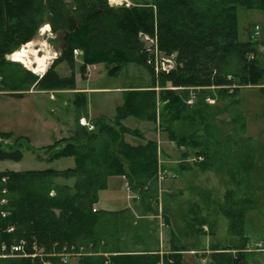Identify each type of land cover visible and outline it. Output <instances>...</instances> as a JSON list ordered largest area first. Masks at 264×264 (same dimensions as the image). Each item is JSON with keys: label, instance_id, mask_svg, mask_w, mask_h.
I'll return each mask as SVG.
<instances>
[{"label": "trees", "instance_id": "1", "mask_svg": "<svg viewBox=\"0 0 264 264\" xmlns=\"http://www.w3.org/2000/svg\"><path fill=\"white\" fill-rule=\"evenodd\" d=\"M239 7L264 12V0H148L131 8L111 7L107 0H0V92L20 97L24 94L20 92L28 91L36 82L37 78L28 72L18 76L10 70L11 64L6 63L5 57L31 41L45 23L51 33L65 37V50L56 60L66 63L71 76L64 78L66 84L62 88L54 80V84H43L42 91L75 90L74 50L81 52L83 74L87 66L103 64L110 78L117 77L128 65L143 68L150 76L148 87L125 91L123 104L116 109L114 119L111 122L97 119L91 132L78 124L86 107L85 98L78 97L80 105L75 103L74 134L64 149L52 151L45 159L75 156L74 169L63 173L0 172V198L7 200L2 209L9 213L0 219V243L9 246L23 240L28 254L32 245H36L49 255L45 260L50 264H61L56 256H50L59 254L64 246L83 248L86 256L79 259V264H103V257L87 254L99 249L101 252L108 242L101 234L89 232L86 226L95 224V216L101 219L118 213L92 212L97 194L107 189V179L112 176L126 178L134 189L153 187L159 171L157 142L146 141L135 147L123 142L124 134L143 140L138 130H129L121 124L127 118L157 125L169 142L179 150L184 149L183 159L188 154L200 156L202 162L198 166L204 172L225 166L226 162L224 165L219 161L220 153L209 146L222 147L225 142L210 122L222 112L216 104L237 103L236 95L245 87H260L264 94V69L257 62V43L238 41ZM145 35L154 38L156 47L165 56L176 55L168 74L156 77L152 65L147 64L149 53L142 39ZM207 100L214 101V105H209ZM0 137L14 142L9 149L0 145V161L18 160L21 139H13L10 134H0ZM72 141L80 146L79 151L77 145L70 144ZM229 151L230 148L226 149L224 154ZM233 168L228 175L234 180L235 189L226 192L221 210L229 221V234L239 238L241 249H246L249 238L245 232V215L247 206H252L255 189L247 182L249 168L245 163L239 161ZM238 169L245 171V179L234 177ZM49 176H73L75 182L72 188L55 186L49 183ZM23 188L36 191L25 192ZM1 191H6V195ZM148 196L147 192L141 203L154 213L157 206L152 203L156 204L157 198ZM54 210H59L58 216ZM98 226L107 227L102 223ZM8 227H14V231L7 233ZM71 230L74 231L68 242L67 233ZM75 235L81 236L84 243H72ZM151 256L118 254L109 258V262L159 264L158 256ZM171 256V263L165 261V264H180L179 254ZM236 260L229 257L222 264H240ZM0 264L41 262L31 258H6Z\"/></svg>", "mask_w": 264, "mask_h": 264}, {"label": "rangeland", "instance_id": "2", "mask_svg": "<svg viewBox=\"0 0 264 264\" xmlns=\"http://www.w3.org/2000/svg\"><path fill=\"white\" fill-rule=\"evenodd\" d=\"M107 1L111 7L125 8L148 2V0ZM45 25L49 27V31L41 34L40 29L48 28ZM237 27L240 43L254 41V27L259 28V36L255 40L258 51L257 62L264 69V12L239 7L237 9ZM40 29L31 41L20 47L17 52L15 51L5 57L6 63L11 64L10 70L17 72L18 76L27 72L34 75L32 71L43 75L41 79L34 75L37 78L34 85L28 91L20 93L40 92L43 84H51L52 82L54 84L55 81H57L58 88H62L66 84L63 82L64 78L67 79L71 76L65 62L54 60L61 56L60 53L64 44L63 34L51 33L50 26L46 23ZM151 39L154 40V38ZM146 43L144 47L151 48V44ZM24 48L30 52L29 57L31 59L36 56H43L44 53L50 54L44 72L38 71L36 65L28 67L26 64L13 59L12 56L20 53L21 49ZM156 50V57L158 58L175 59V54L167 57L158 48ZM79 59V57H74V67ZM76 65L78 64L76 63ZM95 67L88 80H86L85 74L81 72L78 73V76L77 73L74 76L73 71V78L77 77L75 86L78 89L87 90L86 100L93 120L100 116L112 120L115 109L123 104V89L149 86L150 83L149 74L140 67L128 65L114 78L107 76L105 65L101 64ZM167 86L169 87L170 84ZM54 92L60 91L55 90ZM70 96L61 95L69 101L74 99ZM31 97L25 96L24 100L20 101L17 97L0 95V132L11 130L13 135L27 132L30 133L29 138L32 141L39 135L38 130H35L31 124L33 118V122L37 123L34 116L36 108L41 117L44 116V119L47 118L49 123L53 122L55 125L54 132L49 130L44 134V137L50 138L51 134L56 137L64 134L66 131L62 127L66 124L73 127V118L76 117V113L71 110V106L64 108L63 114H61V110L57 111L58 105L47 102V100H44L43 103L36 96ZM42 97L46 98L47 96ZM28 99H31V102L27 103ZM73 101L77 102V105L79 104L78 98ZM235 101L237 102L235 104H231L229 101L217 103L216 106L222 112L210 121L220 134V138H224L225 142L222 141L224 143L222 147L213 144L209 146L214 149L213 151L220 153V163L226 162L227 164L216 169L211 168L205 172L198 166L202 162L200 156L188 154L183 159L181 153L184 152V149L179 150L175 144L169 142L166 134L162 133L157 125L127 118L128 120L124 123L127 129H139L141 131L148 129V131H154L158 134V138L156 136L155 138L159 139V145H157L160 150L158 159L160 166H162L160 171L172 173L175 178L160 181L158 174H156V180H154L156 185L147 186L150 196L157 198V203H152L153 206H157L154 209L156 213H153L144 206V203L128 200L125 191V185L128 184L126 178L124 180L121 176L109 177L107 189L97 194V202L93 205L92 212L111 210L118 214H107L101 219L95 216L93 220L95 224L86 226L89 232L91 231L94 235L101 234L102 239L108 242V246H104L101 251L103 253L99 249L89 252L87 256L103 257V264H110L109 258L115 255L128 253L152 256L156 254L159 258V264H165V261L171 263V257H173L171 255L177 254L180 257V264H222L229 257L237 259L236 261H240V264H264V94L260 92V87H245L239 90ZM209 105H214V101ZM51 110H55L56 113L53 114ZM30 129L34 130L28 131ZM200 132L202 130L197 133L201 134ZM147 137L154 139V135L147 134ZM14 138L17 139L15 136ZM122 139L124 143L132 147L146 143V141L129 134L122 135ZM69 141L66 139L54 149L49 150L28 147L23 141L18 151L21 154L20 158L16 161L1 160L0 172L54 171L63 173L72 170L76 167L75 156H59L45 162L49 153L61 151L68 145ZM10 143L14 145L12 140ZM70 144L77 145L78 151L81 149L73 141ZM229 148L231 152L224 154ZM198 150H194V153ZM35 154L39 155L42 160H39ZM233 161H235L233 165L240 161L248 166L247 182L255 189L252 206H247L245 215V232L249 238L246 249H241L239 238L229 234V221L221 210L225 203L226 192L235 189L234 180L228 175L229 169L232 172L234 170L233 165H231ZM228 165L231 166L227 168ZM235 172L237 174L234 177L237 179L246 178L244 177L245 171L238 169ZM49 179V183L55 186L67 185L71 188L75 182L73 176L70 178L49 176ZM27 190L31 193L36 191L35 189L23 188V191L28 192ZM52 196L53 193H50V197ZM150 196L148 197L150 198ZM123 206L125 209L118 211ZM53 212L56 216L59 215V210ZM93 217L94 215L90 216L92 219ZM101 223L107 227L98 226ZM110 225H112V229H109ZM72 231L74 230L67 233V236L71 235ZM73 240L72 243H77V245L84 243L79 235H75ZM67 241L70 242V236ZM30 254H33V251H30ZM37 254L48 257L47 254H44L43 249H38ZM80 258H71L69 264H79ZM34 259H39L41 262V258Z\"/></svg>", "mask_w": 264, "mask_h": 264}, {"label": "crops", "instance_id": "3", "mask_svg": "<svg viewBox=\"0 0 264 264\" xmlns=\"http://www.w3.org/2000/svg\"><path fill=\"white\" fill-rule=\"evenodd\" d=\"M80 58V57H79ZM76 63L78 64V65H76ZM75 63V67H74V69H73V71H74V76H75V74L77 73V76H78V73H80V68H81V66H82V61H81V59H79V61L77 60V62ZM98 65H101V64H98ZM96 65H94V66H89V73H86L85 72V76H86V80H88L89 79V76H90V74H91V72H93L94 70H95V67ZM69 70V69H68ZM70 71V70H69ZM70 74H71V71H70ZM107 74V73H106ZM42 76L43 75H41V77H39V78H42ZM79 80H80V75H79ZM76 79H77V77H74V80H75V84H77V81H76ZM150 82V81H149ZM145 87H148V85H145V86H140V87H136V88H128V89H123L122 91V95H123V98H124V92L125 91H127V90H130V89H138V88H145ZM71 95L70 97H73L74 99L73 100H75L76 98H78V96H79V98H81L82 96L81 95H83L84 96V98H85V100H86V95H87V90L86 89H84V90H81V89H78L76 86H75V90H71V91H60V92H54V91H40V92H33V91H31V92H28V93H24V94H22V96H20V97H17V99L18 100H20V101H23L24 100V98H25V96H32V97H34V96H36V97H39L40 99H41V102H43L44 103V100H47V102H51V103H53V104H56V105H58L59 106V108H58V110L57 111H59V110H61L60 112H61V114H63L62 112L64 111V108H68V106H71V110H73V111H75V113H77L76 111V105H75V103L76 102H74L73 100H70V101H72V102H70L69 101V99H67V98H64V97H61V95ZM0 95H9V96H11V94H9V93H0ZM58 95V96H57ZM42 96H47L46 98H44V97H42ZM11 97H15V96H11ZM31 97V98H32ZM78 98V99H79ZM28 102H31V99H28V101H27V103ZM35 102V101H34ZM35 103H37V102H35ZM59 103V104H58ZM48 104V103H47ZM36 105V104H35ZM121 106V105H120ZM34 109H35V107H34ZM117 109V108H116ZM116 109H115V111H116ZM51 112H53V114H55L56 113V111L55 110H51ZM83 114V115H82ZM81 114V116L79 117V119H82V118H84V119H86L87 121H89L90 123H93L94 124V122L97 120V119H99V118H104V119H106V117H104V116H100V117H97V118H95L94 120H93V118L90 116V110H89V108H88V105H87V100H86V107H85V109H84V111H83V113ZM34 116H35V121H37V123H34L33 122V120H34V118L32 119V126H33V128L35 129V130H38V132H39V135L38 136H36V138L35 139H33L32 141L30 140V133H27V132H25V133H22V134H18V135H13V133H12V131L11 130H4V131H2V132H0V134H10V135H12V137H13V139H15L14 138V136L15 137H17V139H21V142L23 143V141H25L26 142V144H27V146L29 147H32V148H34V149H39V150H42V149H47V148H49V147H51V146H53L55 143H57V142H61V141H65L66 139H70V137H72V135L74 134V132H75V129H76V123H75V120H76V117L75 118H73V120H74V124H73V127L71 126V125H69V124H66V125H64V127H62L63 129H65V133L64 134H61V135H58L57 137L54 135V134H51V136H50V138L48 137V136H46V137H44V134L46 133V132H48L49 130L50 131H53L54 132V127H55V125H54V123L52 122V123H49V121H48V119L46 118V119H44V116L43 117H41L40 115H39V113H38V110H37V108L35 109V111H34ZM114 116H115V112H114ZM113 119H114V117H113ZM112 119V120H113ZM91 120H93V121H91ZM106 120H108V121H112V120H109V119H106ZM126 120H128V119H126ZM126 120H123L122 122H121V124L124 126V123H125V121ZM39 126V127H38ZM125 127V126H124ZM34 129H30V130H28V131H33ZM138 131H140V133L143 135V141H154V142H157V144L159 145V143H158V141H159V139H156V138H158V134L156 133V132H151V131H148V129L147 130H144V131H141V130H139L138 129ZM52 132V133H53ZM147 134L148 135H154V139L153 138H149V137H147ZM20 135V136H19ZM155 136H156V138H155ZM158 150H159V148H158ZM160 155V150H159V152H158V156ZM158 165H159V169H161V167L162 166H160V163H159V159H158ZM122 178H124V177H122ZM124 180H125V178H124ZM124 206H126V205H124ZM121 207V208H119L118 209V211L120 210V211H123L124 209H125V207ZM127 207V206H126ZM103 211H105V212H111V213H115V212H113V211H109V210H103ZM188 254V253H187ZM192 255V254H191Z\"/></svg>", "mask_w": 264, "mask_h": 264}, {"label": "built area", "instance_id": "4", "mask_svg": "<svg viewBox=\"0 0 264 264\" xmlns=\"http://www.w3.org/2000/svg\"><path fill=\"white\" fill-rule=\"evenodd\" d=\"M49 31V30H48ZM259 28L258 27H255L254 28V34H253V40H256V38L259 36ZM143 41L146 43H150L151 44V48H147L146 47V51L149 53V56H148V59H147V64L148 65H152L153 67V71L156 75H159V74H168L169 71H171L174 67V62L173 60H170V59H164V58H158V57H155V56H151L153 53H157V50H156V45H155V41L147 36H143L142 37ZM73 55L74 57H80L81 56V52L77 51V50H74L73 51ZM86 72H89V66L86 67ZM213 101H210V100H207V103L209 104H212ZM191 102L189 101L188 104H190ZM78 124L87 129L88 132H91V131H94L95 127L88 123L86 121V119L82 118L78 121ZM0 144H2L3 146H6L8 145V141L4 140V139H1L0 138ZM201 160V159H200ZM175 178V175L172 174V173H169L167 171H158V179L160 181H165V180H168V179H174ZM147 187H143V188H138V189H134L132 186H130L129 184H126L125 185V191L127 193V197H128V200H132V201H137V202H141L144 195L142 192L143 190H145ZM1 194H3V196L6 195V191H1ZM6 206L7 205V202L4 201L2 202L1 204V207L2 206ZM7 217V214L5 211H3L1 214H0V218H6ZM13 232V228H9L7 230V233H12ZM25 247H26V243L25 241L23 240H20L16 243H13V244H10L8 246V244L6 243H0V260L1 259H6L8 257H11L13 253H21V252H25ZM37 246L36 245H32L31 247V251H33V254H26L24 257L25 258H31V259H34V258H41V264H50L49 261L45 260L46 256H40L39 254H37ZM26 253V252H25ZM83 254H85L84 252V249L83 248H79V249H76L75 247H71V248H64L62 253L59 255V258L61 257V264H69V260L72 258V257H81Z\"/></svg>", "mask_w": 264, "mask_h": 264}, {"label": "bare ground", "instance_id": "5", "mask_svg": "<svg viewBox=\"0 0 264 264\" xmlns=\"http://www.w3.org/2000/svg\"><path fill=\"white\" fill-rule=\"evenodd\" d=\"M255 28V27H254ZM49 30V28H42V29H40L39 31H40V33L41 34H45V32H47ZM155 41V40H154ZM147 44V43H146ZM155 45H156V43H155ZM146 49V48H145ZM156 49H157V47H156ZM44 52V51H43ZM29 51L28 50H25V48L24 49H21V51H20V53H18V54H16V55H13L12 57H13V59L14 60H17V61H20V62H22V63H24V64H26L28 67H30V66H34V65H36L37 67V70L38 71H40L41 73L42 72H44V70H45V68H46V65H47V62H48V60H49V56L48 55H50V54H48V53H44L43 54V56H36L34 59H31L30 57H29ZM151 56H157V53H153ZM57 59V58H56ZM55 59V60H56ZM30 70V69H29ZM30 71H32V70H30ZM33 72V74L37 77V78H39V77H41V75L42 74H40V73H37V72H34V71H32ZM86 73H89V72H86ZM164 75H166V74H164ZM191 101V100H190ZM87 121V120H86ZM88 123H90L89 121H87ZM90 124H92L93 126H94V124L93 123H90ZM87 130V129H86ZM1 138V137H0ZM1 139H3V138H1ZM4 140H6V141H8V145H6V146H3L2 144H0L2 147H4V148H7V147H10V145H11V140H7V139H4ZM35 156L39 159V160H42L41 159V157L39 156V155H36L35 154ZM46 162V161H45ZM128 183V182H127ZM129 184V183H128ZM130 185V184H129ZM131 186V185H130ZM147 187V186H146ZM148 187L145 189V190H143L142 192H144L143 193V195H145L146 196V194H147V192H148ZM4 199L5 198H0V214L4 211L3 209H2V207H1V204H2V202L4 201ZM5 201L7 202V200L5 199ZM5 206V205H4ZM6 212V211H5ZM6 214H7V216L9 215V213L8 212H6ZM0 219H3V218H0ZM5 219V218H4ZM9 228H13V231H14V227H8L7 228V230L9 229ZM7 230H6V232H7ZM72 247V246H71ZM65 247H63L62 249H61V251L59 252V254L58 253H54V254H51V256L50 257H54V256H56L58 259H59V262L61 263V257L59 258V255L62 253V251H63V249H64ZM66 248H70V247H67L66 246ZM26 252V251H25ZM24 251L23 252H21V253H13L12 254V256L11 257H8V258H25L24 256L26 255V254H28V253H25ZM28 255H30V254H28ZM49 256V255H48ZM83 256H86V254H83L81 257H83ZM73 258V257H72Z\"/></svg>", "mask_w": 264, "mask_h": 264}, {"label": "water", "instance_id": "6", "mask_svg": "<svg viewBox=\"0 0 264 264\" xmlns=\"http://www.w3.org/2000/svg\"><path fill=\"white\" fill-rule=\"evenodd\" d=\"M64 41H65V37H64ZM64 50H65V45L63 44V47H62V49H61V53H60V55L64 52ZM56 58H57V57H56ZM56 58H55V59H56ZM55 59H54V60H55Z\"/></svg>", "mask_w": 264, "mask_h": 264}]
</instances>
